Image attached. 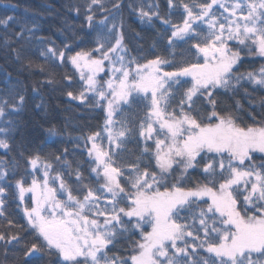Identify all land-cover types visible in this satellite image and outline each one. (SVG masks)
<instances>
[{"label": "snow or ice", "instance_id": "6c2138e0", "mask_svg": "<svg viewBox=\"0 0 264 264\" xmlns=\"http://www.w3.org/2000/svg\"><path fill=\"white\" fill-rule=\"evenodd\" d=\"M167 4L169 15L182 10L179 23L153 10L158 5L134 9L142 22L156 18L166 31L171 29L165 54L132 56L122 20L118 24L111 14L95 20L96 10L109 12L103 0L84 5V20L96 33L94 47L74 55L66 54L68 44L40 52L46 62L70 63L79 74L81 90L67 91L69 98L87 103L91 97L93 107H104L107 147L98 143L101 133L95 132L79 138L86 150L83 162L62 160L68 149L46 157L22 148L18 155L26 175L14 180L10 177L17 175L20 161L0 157V217L8 228L18 227L5 215L11 199L33 234V242L23 245V264L45 256H54V264H264V159L259 164L254 160L256 153L264 157V120L248 112L253 123L243 124L237 114L241 102L221 108L217 98L221 90L236 96L243 88L249 108L257 106L244 85L264 89V66L247 72L239 68L245 51L264 58V0ZM120 7V0L112 5ZM71 10L81 15L79 6ZM35 27L22 25L15 40L3 37L15 61H24ZM19 41L25 43L11 48ZM180 45L186 47L178 50ZM21 67L46 71L30 59ZM101 73L108 79H99ZM65 79L71 87L73 77ZM25 102V95L14 89L0 96V150L5 156L12 151L17 125L3 118L22 111ZM259 107L264 109V98ZM49 132L55 135V128ZM122 153L133 158L124 163ZM57 163L71 170L74 184L56 171ZM84 164L88 177L81 171ZM190 170H199L203 181L190 183ZM29 195L30 206L25 203ZM137 234L140 238L133 239ZM22 239L19 232H0L5 256ZM121 241L126 249H117Z\"/></svg>", "mask_w": 264, "mask_h": 264}, {"label": "trees", "instance_id": "16d2710c", "mask_svg": "<svg viewBox=\"0 0 264 264\" xmlns=\"http://www.w3.org/2000/svg\"><path fill=\"white\" fill-rule=\"evenodd\" d=\"M116 0H103L104 7L109 10L108 13H101L96 10L95 20L99 21L106 14L114 16L119 24L123 21V31L125 36V45L130 50V54L137 58L145 57L147 59L154 58L156 55L165 54V46L167 44V36L170 35V28L161 24L159 19L153 18L149 23L146 20L141 21L134 9L143 5L145 10L148 5H158L160 16L171 19L172 23L180 22V11L177 10L169 15L167 0H120L122 7L114 10L113 3ZM191 2V0H185ZM197 2H206V0H197ZM87 0H0V20L9 16L15 19L8 21L7 25L0 24V96H5L10 90L21 91L26 97L25 105L22 111L13 113L10 117L3 119H13L17 128L12 143V151L5 156L3 150H0V157L6 159L16 158L20 161V167L15 177L10 180L19 179L25 176V164L20 159L18 152L23 148L27 152H39L46 157H54L60 155L64 149H68L69 155L62 157L69 161L83 162L87 159L86 150L84 149L83 137H87L95 132L103 130L105 121L104 107H93L94 101L89 97L87 103H81L79 100H72L66 93L74 91L78 93L81 90V82L79 74L75 73L70 63L60 65L58 62L52 64L46 62L40 56V52L49 46L55 47L57 50L64 48L65 44L71 45V51H66L67 55H74L76 51L81 49L87 50L94 47L95 31L89 29L84 20L87 14L84 12V5ZM81 8V15L77 16L73 7ZM32 27L36 25L34 38L27 45V53L24 61L17 62L14 60V53L11 49H6L3 45V37L5 35L13 36L15 32H19L22 25ZM28 36L27 31L24 33ZM42 38V42H41ZM24 41L13 43L11 48H19ZM186 47L180 45V48ZM245 56L240 72L258 70L264 66V58L259 56ZM32 60L34 65H44L46 71L41 73L38 68L27 70L21 67V63ZM141 62H144L141 60ZM172 70V69H166ZM66 76H72L71 87L68 86ZM49 77L53 80L52 84L44 83ZM37 92H33V88ZM244 88L250 93L251 97H255L257 106L255 109L249 108L247 98L244 96V89L236 96L231 94L224 95L218 93L217 98L220 101L221 108H231L235 100H239L243 105V110L237 114L241 117L239 122L243 124H251L253 121L249 119L247 113L253 112L257 120H264V109L259 107V100L264 98V89L245 84ZM41 107L37 108L36 105ZM142 114V113H141ZM0 126H4L0 123ZM55 128V135L49 132V129ZM80 145V149L76 150V146ZM90 147V143L88 145ZM129 148L135 146L130 144ZM138 154V151H137ZM123 162L127 163L133 158L130 153H122ZM264 157L256 153L254 160L259 164ZM56 171L63 173L65 180L69 184H74V176L70 175L71 170H65L57 163L54 165ZM75 167V163L73 164ZM88 165L84 164L81 171L85 177H88ZM54 174V173H53ZM39 176L40 173H37ZM190 175L194 183L197 179L203 181L200 171H191ZM27 182H31V175L26 176ZM90 182L85 180V183ZM26 204L30 206V195L26 197ZM123 206V205H122ZM5 215L8 219L14 221L18 226L16 228H8L7 220L0 217V232H6L8 235L17 232L23 236L20 245L16 247L9 246L7 256H5V245L0 242V264H23V245L33 242V234L27 229L26 220L23 218L22 211L17 209L16 204L9 199ZM24 225L21 229L19 226ZM148 230V228H146ZM139 239V235L132 237ZM127 243L121 241L117 245V249H126ZM112 251H116L113 249ZM120 255H128L127 251H120ZM206 255L205 253H201ZM111 255V252L109 253ZM55 257H43L34 259L33 264H54Z\"/></svg>", "mask_w": 264, "mask_h": 264}, {"label": "rangeland", "instance_id": "374dc122", "mask_svg": "<svg viewBox=\"0 0 264 264\" xmlns=\"http://www.w3.org/2000/svg\"><path fill=\"white\" fill-rule=\"evenodd\" d=\"M170 71V70H169ZM99 79L101 80H107L108 79V76H105L103 73H101L98 77ZM101 137L102 139L98 141V143H101L103 144L105 147H107V138H106V133H104V131L102 130L101 132ZM91 146V145H90ZM58 181L56 182V184H53L52 186L53 187H57L58 186ZM63 198V197H61ZM148 230H150V228H148Z\"/></svg>", "mask_w": 264, "mask_h": 264}]
</instances>
